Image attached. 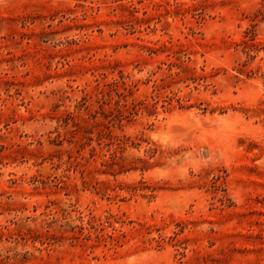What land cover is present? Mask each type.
Segmentation results:
<instances>
[{"label": "rangeland", "instance_id": "rangeland-1", "mask_svg": "<svg viewBox=\"0 0 264 264\" xmlns=\"http://www.w3.org/2000/svg\"><path fill=\"white\" fill-rule=\"evenodd\" d=\"M0 264H264V0H0Z\"/></svg>", "mask_w": 264, "mask_h": 264}]
</instances>
